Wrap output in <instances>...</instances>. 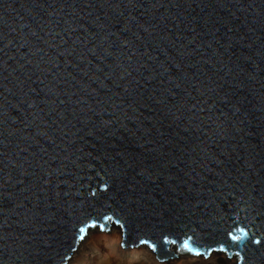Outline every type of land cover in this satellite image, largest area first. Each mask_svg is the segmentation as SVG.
<instances>
[{"label": "water", "instance_id": "1", "mask_svg": "<svg viewBox=\"0 0 264 264\" xmlns=\"http://www.w3.org/2000/svg\"><path fill=\"white\" fill-rule=\"evenodd\" d=\"M113 224L264 264V0H0V264Z\"/></svg>", "mask_w": 264, "mask_h": 264}, {"label": "bare ground", "instance_id": "2", "mask_svg": "<svg viewBox=\"0 0 264 264\" xmlns=\"http://www.w3.org/2000/svg\"><path fill=\"white\" fill-rule=\"evenodd\" d=\"M111 229L113 231L119 229L116 240L112 239L111 242H104L98 237L90 244L91 235H88L78 243L68 264H76L82 256L87 259V253L91 251L101 252L98 258L92 261L94 264H239L236 256L228 257L225 252L217 250L210 251L209 256H206L205 252L198 256L186 254L183 250H179L177 243L168 246L169 250L175 253L177 257H169L162 261L157 250H152L143 243L133 245V250H130L132 245H125L122 248L121 243H125V230L114 224Z\"/></svg>", "mask_w": 264, "mask_h": 264}, {"label": "rangeland", "instance_id": "3", "mask_svg": "<svg viewBox=\"0 0 264 264\" xmlns=\"http://www.w3.org/2000/svg\"><path fill=\"white\" fill-rule=\"evenodd\" d=\"M116 227V226H115ZM118 232L119 229L113 231H107L106 230H101L100 228H97L95 230H93L89 235H91V239H89V243L92 244L91 242H93L96 238L100 237L104 242H111L112 239H117L118 236ZM86 238V237H85ZM126 244H124L123 242L121 243V247L123 248V246H125ZM147 246V245H146ZM119 247V246H118ZM127 247V246H126ZM149 247V246H147ZM150 248V247H149ZM134 246L132 245L130 250H133ZM153 250V249H152ZM96 252V253H95ZM184 252V251H183ZM185 253V252H184ZM99 254H101V252L99 251H91L89 253H87L88 257L86 256L87 259H85L84 256H82L79 261H77L76 264H94L92 261L96 260L99 256ZM187 254V253H186ZM191 255V254H190ZM228 256V255H227ZM103 259V258H102ZM85 261V262H84ZM110 264V263H109Z\"/></svg>", "mask_w": 264, "mask_h": 264}, {"label": "snow or ice", "instance_id": "4", "mask_svg": "<svg viewBox=\"0 0 264 264\" xmlns=\"http://www.w3.org/2000/svg\"><path fill=\"white\" fill-rule=\"evenodd\" d=\"M81 231L83 232V229H81ZM233 239H239V237H233ZM185 247H188L187 242H185Z\"/></svg>", "mask_w": 264, "mask_h": 264}, {"label": "clouds", "instance_id": "5", "mask_svg": "<svg viewBox=\"0 0 264 264\" xmlns=\"http://www.w3.org/2000/svg\"><path fill=\"white\" fill-rule=\"evenodd\" d=\"M111 230H112V229H111ZM111 230H110V231H111Z\"/></svg>", "mask_w": 264, "mask_h": 264}]
</instances>
